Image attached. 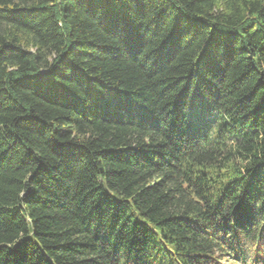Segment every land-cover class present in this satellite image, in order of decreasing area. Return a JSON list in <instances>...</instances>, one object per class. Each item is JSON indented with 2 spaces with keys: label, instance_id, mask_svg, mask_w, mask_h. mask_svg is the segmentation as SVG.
Instances as JSON below:
<instances>
[{
  "label": "trees",
  "instance_id": "1",
  "mask_svg": "<svg viewBox=\"0 0 264 264\" xmlns=\"http://www.w3.org/2000/svg\"><path fill=\"white\" fill-rule=\"evenodd\" d=\"M0 264H264V0H0Z\"/></svg>",
  "mask_w": 264,
  "mask_h": 264
}]
</instances>
